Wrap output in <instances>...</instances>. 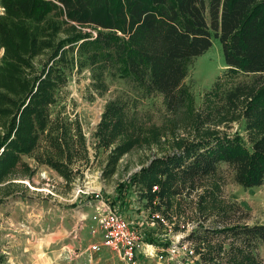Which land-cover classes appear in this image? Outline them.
<instances>
[{"label": "rangeland", "instance_id": "rangeland-1", "mask_svg": "<svg viewBox=\"0 0 264 264\" xmlns=\"http://www.w3.org/2000/svg\"><path fill=\"white\" fill-rule=\"evenodd\" d=\"M5 11L0 3V15H5ZM18 21L27 24L29 33L46 38L42 43L46 46L30 58L31 77L39 74L40 82L50 68L57 66L66 80L56 86L55 101L48 106L53 133L43 132L35 149L22 157L32 170L19 164L5 181L0 179V264H95L86 248L90 244L91 225L97 219L96 192L100 196L115 194L126 174L131 173L130 178L139 175L152 158L178 150L193 138L228 131L240 132L247 139L242 109L227 108L224 84L216 87V82L225 81V86H230L238 80L251 82L255 75L239 73L233 78L225 77V57L217 38L193 57L186 78L189 105L180 114H173L166 109L162 94H148L124 77L112 78L104 72L98 78L97 73L93 74L91 66L79 61V44L83 39L65 46L58 44L69 34L90 28L67 21L55 10L39 20L24 17ZM17 26L14 24L13 28ZM4 54L0 43V63ZM117 103L121 104L124 124L110 141H101L97 132L104 112L108 105ZM128 137L135 138L133 146L119 159L115 173L109 174L106 164L111 145L116 146ZM58 139L70 154V181L45 161L49 156L65 159L66 152L56 145ZM165 174H157V181L149 185L140 179L139 183L142 189H149L154 183L161 186L159 207L176 227L181 221L219 226L236 217L240 222L264 223V184L244 187L227 162L206 176L192 192L185 189L175 194L170 188H163ZM228 214L231 217H226ZM199 249L210 264H249V259L254 264H264L261 242L251 249L237 238L211 234L201 237ZM97 256L101 259L96 264H118L108 249ZM145 264L163 263L152 258Z\"/></svg>", "mask_w": 264, "mask_h": 264}, {"label": "trees", "instance_id": "trees-1", "mask_svg": "<svg viewBox=\"0 0 264 264\" xmlns=\"http://www.w3.org/2000/svg\"><path fill=\"white\" fill-rule=\"evenodd\" d=\"M0 3L6 10L5 15H0V43L5 49L0 63L1 181L19 164L32 170L22 157L35 149L43 132L49 134L51 130L48 106L55 101L56 86L66 77L57 66L50 68L40 82L39 74L31 77L30 58L41 46H46L42 45L46 38L29 33L27 24L18 20L24 17L39 20L55 10L67 21L92 31L69 34L59 40V45L83 39L78 53L81 64L91 66L98 78L105 72L112 78L120 76L140 85L148 94H162L166 109L173 114H180L189 105L186 78L193 57L217 38L225 57L226 67L222 71L225 77L233 78L239 73L255 75L251 82L238 80L230 86H225L228 84L225 81L216 82V87L224 84L227 108L242 109L247 139L240 132L228 131L193 138L178 150L152 158L139 175L130 179H140L149 185L157 181V174L166 173L163 188H170L175 194L185 189L192 192L206 176L227 162L237 182L244 187L264 184V0H0ZM14 24L18 25L15 29ZM120 106L108 105L104 112L97 132L101 141L103 138L110 141L121 130L124 123ZM59 139L56 145L61 152L65 151ZM134 140L128 137L116 146L111 145L106 164L109 174L115 173L119 159ZM69 155L66 152L65 159L49 156L45 160L67 181L72 178ZM125 184L120 181L116 192L120 193ZM211 234L237 238L252 249L264 243V223L240 222L236 217L229 224L201 226L189 237L200 240ZM249 260V264H254V260Z\"/></svg>", "mask_w": 264, "mask_h": 264}, {"label": "built area", "instance_id": "built-area-1", "mask_svg": "<svg viewBox=\"0 0 264 264\" xmlns=\"http://www.w3.org/2000/svg\"><path fill=\"white\" fill-rule=\"evenodd\" d=\"M130 174L120 179L126 183L120 193L95 194L97 219L91 225L86 248L91 262L98 263L101 258L97 254L108 249L118 264H145L152 258L163 264H210L199 249L201 239L189 237L201 225L181 221L176 227L159 207L161 186L154 183L142 189L139 180H131Z\"/></svg>", "mask_w": 264, "mask_h": 264}, {"label": "crops", "instance_id": "crops-1", "mask_svg": "<svg viewBox=\"0 0 264 264\" xmlns=\"http://www.w3.org/2000/svg\"><path fill=\"white\" fill-rule=\"evenodd\" d=\"M24 155H26V154H24Z\"/></svg>", "mask_w": 264, "mask_h": 264}]
</instances>
